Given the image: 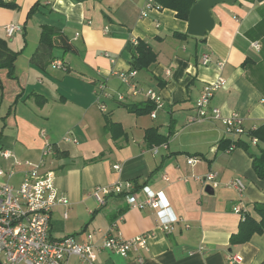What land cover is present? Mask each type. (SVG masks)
<instances>
[{"label":"crops","instance_id":"obj_1","mask_svg":"<svg viewBox=\"0 0 264 264\" xmlns=\"http://www.w3.org/2000/svg\"><path fill=\"white\" fill-rule=\"evenodd\" d=\"M0 1L17 6L0 7V38L19 53L15 79L6 71L0 75V149L35 164L48 143L62 154L48 157L43 170L55 173L59 195L70 202L53 209L51 239L72 237L83 243L93 234L92 242L101 245L107 236L149 238L144 252L121 256L101 250L97 264H231L232 255L242 256L238 264L264 262V235L231 244L242 214L259 218L254 204H264V181L250 155L264 148V0L216 6L215 26L203 38L190 36L188 22L172 10L153 9L143 16L146 0ZM10 24L22 31L8 37ZM43 25L61 30L72 45L69 50L57 46L55 61L45 68L31 61ZM176 33L189 37L177 38ZM139 40L152 47L158 61L138 72L139 92L133 94L118 74L131 70ZM54 62L63 67L55 68ZM220 80L225 86L214 93L210 107L225 118L238 114L244 137L258 132L257 144L248 137L249 153L230 150L225 142L231 138L220 120L190 122L205 87ZM148 90L162 100L156 117L155 109L130 113L125 105L150 103ZM33 94L44 96L46 104L39 107ZM108 121L119 124L125 135L116 129L114 138L106 131ZM149 129H157L168 142L148 145ZM191 158L194 164H188ZM15 171L10 183L18 186L25 170ZM209 173L216 175L217 188L198 180ZM237 180L244 184L242 192L233 186ZM126 183L135 186L140 201L146 199L143 188L163 193L170 209L131 208L122 195L108 197L100 207L91 196L95 188ZM164 222L174 223L171 232L161 228ZM67 264L86 263L72 257Z\"/></svg>","mask_w":264,"mask_h":264},{"label":"built area","instance_id":"obj_2","mask_svg":"<svg viewBox=\"0 0 264 264\" xmlns=\"http://www.w3.org/2000/svg\"><path fill=\"white\" fill-rule=\"evenodd\" d=\"M159 9L155 6V0H146L143 10L145 16L149 10ZM22 31V26L10 24L6 26L8 37H12L16 32ZM254 47L258 48L257 44ZM209 63V58L204 57V64ZM55 68H62L60 62L53 63ZM137 71L130 70L128 73L118 74L122 84L130 92L137 94L138 85L136 82ZM225 82L220 80L215 84L207 85L196 103V116L190 122H200L204 119L220 120L225 126L227 133L232 140L245 135L242 118L238 114L225 118L218 108H211L210 103L214 93L222 89ZM104 88V86H102ZM148 101L155 105L152 117H156V110L163 107L160 96L148 90L146 93ZM120 96V100H123ZM104 111L105 106H101ZM45 135V134H44ZM254 144L258 140L252 138ZM232 145L230 150L235 149ZM156 150V148H154ZM54 155L51 144H47L42 150V157L39 163L21 161L11 151L0 149V261L2 264H67L72 257H78L86 264H97L98 253L101 250H108L127 256L130 252H144L148 250V237L140 236L134 239H124L120 236H107L102 240L101 245L92 242L94 235L89 234L83 243L77 242L72 237L62 239H51V220L53 209L58 205L67 206L69 200L59 195L56 187V178L53 171H43L46 159ZM7 162L11 165L8 170L3 165ZM196 159H189L188 164H194ZM24 168V176L18 186L12 185L10 180L16 175V169ZM120 170V166L114 167ZM216 175L209 173L199 177L204 185L217 188ZM240 192L244 190V184L237 180L233 184ZM136 189L132 183L116 184L111 187H98L91 192L100 207L107 204V199L113 195H122L126 198L131 208L150 207L164 213L170 209V204L163 193H154L148 188H143L146 195L145 201L136 198ZM237 213L241 209L235 208ZM176 221V220H174ZM174 223L164 222L161 228L166 232L173 230ZM231 264L243 262L240 255H232L229 258ZM138 262H143V257L138 258Z\"/></svg>","mask_w":264,"mask_h":264},{"label":"trees","instance_id":"obj_3","mask_svg":"<svg viewBox=\"0 0 264 264\" xmlns=\"http://www.w3.org/2000/svg\"><path fill=\"white\" fill-rule=\"evenodd\" d=\"M197 3V0H155V6L159 9H169L176 13V17L182 21H189L190 13L193 6ZM39 5V4H37ZM37 5L32 10L35 11ZM0 7L16 9L15 3H6L0 1ZM42 33L37 50L33 54L31 61L41 67L45 68L51 62L55 61L54 49L57 46L63 47L66 50L72 49V45L68 37L58 28L51 25H43L41 27ZM174 37L187 38L189 35L183 33H176ZM19 53L10 49L6 40L0 38V75L2 71L7 72V76L10 79H15V61L18 58ZM158 61V56L152 49V47L145 41L139 40L133 47V59L131 70L141 72L150 69ZM1 84V78H0ZM36 104L42 107L46 104L47 100L44 96L33 94ZM125 108L132 114L144 115L151 114L155 109L153 103H149L146 107H140L138 105H125ZM120 130V136H124L125 133L119 124L108 121L106 131L111 132L113 137L115 130ZM258 132H253L248 135L250 138H258ZM248 137L241 136L236 140L228 139L225 144L231 148L235 145L237 148H242L249 153V139ZM146 142L151 147L162 145L168 142V137L161 135L157 129H149L146 131ZM53 146V145H52ZM54 155L61 156L59 149L53 146ZM253 168L257 176L264 181V148L260 150L259 155H252ZM254 212L259 218H256L248 213H243V221L240 223L238 233L231 237L232 245H242L248 243L254 235H264V204H254ZM264 264V262L262 263Z\"/></svg>","mask_w":264,"mask_h":264},{"label":"water","instance_id":"obj_4","mask_svg":"<svg viewBox=\"0 0 264 264\" xmlns=\"http://www.w3.org/2000/svg\"><path fill=\"white\" fill-rule=\"evenodd\" d=\"M236 0H199L193 6L189 21H188V34L193 37L203 38L210 32L214 26L215 21L212 16V10L220 4L232 5ZM208 191L213 193L211 187L207 188ZM0 264L1 261H0Z\"/></svg>","mask_w":264,"mask_h":264}]
</instances>
